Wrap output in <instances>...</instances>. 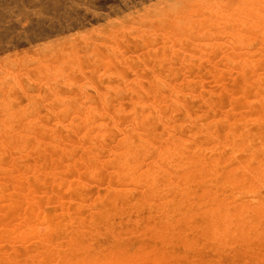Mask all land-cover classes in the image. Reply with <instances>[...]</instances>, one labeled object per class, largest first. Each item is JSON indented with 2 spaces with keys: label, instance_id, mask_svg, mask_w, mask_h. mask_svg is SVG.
Returning a JSON list of instances; mask_svg holds the SVG:
<instances>
[{
  "label": "rangeland",
  "instance_id": "rangeland-1",
  "mask_svg": "<svg viewBox=\"0 0 264 264\" xmlns=\"http://www.w3.org/2000/svg\"><path fill=\"white\" fill-rule=\"evenodd\" d=\"M263 168L264 0H0V264H261Z\"/></svg>",
  "mask_w": 264,
  "mask_h": 264
},
{
  "label": "bare ground",
  "instance_id": "bare-ground-1",
  "mask_svg": "<svg viewBox=\"0 0 264 264\" xmlns=\"http://www.w3.org/2000/svg\"><path fill=\"white\" fill-rule=\"evenodd\" d=\"M66 60V59H65ZM67 61V60H66ZM55 62H57V60L55 61ZM185 64V63H184ZM256 65V64H255ZM81 69V68H80ZM84 71V70H83ZM185 71V70H184ZM194 76V75H193ZM158 77H160V75L158 76ZM262 78V77H261ZM155 97V96H154ZM263 103V102H262ZM106 107H107V105H106ZM59 117V116H58ZM188 123V122H187ZM4 124V123H3ZM117 124V123H116ZM16 126V125H15ZM34 131H36V130H34ZM37 133V132H36ZM229 133V132H228ZM57 138V137H56ZM12 139V138H11ZM60 140V139H59ZM76 143H78V142H76ZM62 144V143H61ZM65 144V143H64ZM66 145V144H65ZM83 150V149H82ZM22 151V150H21ZM26 151V150H25ZM51 154V153H50ZM53 155V154H52ZM54 157H56V154H55V156ZM20 166V165H19ZM68 168V167H67ZM264 169V168H263ZM23 170V169H22ZM251 193V192H250ZM239 194V193H238ZM9 211V210H8ZM212 218V217H211ZM17 238V237H16ZM211 240V239H210ZM180 246V245H179ZM177 248V247H176ZM249 248H250V246H249ZM179 249V248H178ZM165 251V250H164ZM181 251V250H180ZM190 252V251H189ZM195 253V252H194ZM126 263V262H125ZM135 263V262H134ZM128 264V263H127ZM256 264H258V263H256ZM261 264H264V261L261 263Z\"/></svg>",
  "mask_w": 264,
  "mask_h": 264
}]
</instances>
